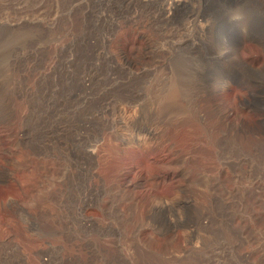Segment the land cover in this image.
<instances>
[{"label": "rangeland", "instance_id": "1", "mask_svg": "<svg viewBox=\"0 0 264 264\" xmlns=\"http://www.w3.org/2000/svg\"><path fill=\"white\" fill-rule=\"evenodd\" d=\"M261 147L264 0H0V264H264Z\"/></svg>", "mask_w": 264, "mask_h": 264}, {"label": "bare ground", "instance_id": "2", "mask_svg": "<svg viewBox=\"0 0 264 264\" xmlns=\"http://www.w3.org/2000/svg\"><path fill=\"white\" fill-rule=\"evenodd\" d=\"M173 4L175 5L176 3H174V2H173V3H170V2H169L168 8H167V7H166L165 9L162 8V9H164V10L161 11V12L158 11V10H159V9H158L157 12H160V13H159V14L156 13L157 16H158L159 18H161V19L168 18V17H169V14H170V13L172 12V10H173V7H172ZM162 9H161V10H162ZM172 13H173V12H172ZM156 14H155V15H156ZM153 16H154V15H153ZM156 18H157V17H156ZM161 19H160V20H161ZM162 21H163V20H162ZM167 34H168V33H167ZM164 37H165V36H164ZM129 64H130V63H129ZM69 72H70V71H69ZM88 73H89V72H88ZM83 76H84V75H83ZM83 81H85V80H83ZM213 85H214V86H215V85L217 86V88H216L215 90H218L219 88L223 87V86H222V82H219L218 80H216V81L214 82ZM205 91H206V90H205ZM213 92H214V91H213ZM203 96H205V97L207 98V100H206L207 102H206V103H208V102H209V98L212 96V88H211V86L208 87L207 92H206ZM211 107H212V106H211ZM211 107H210V108H211ZM216 111H217V112H216ZM207 113H208V112H207ZM201 114H202V113H201ZM208 114H209V113H208ZM208 114H207V115H208ZM210 114H215V115L217 116V118H216V116L213 117V118H214V119L216 118V120H217V119L222 120V119L224 118V116H226V113H224V112L221 110L220 105H218V104H217L216 107H215V111H213V112L210 111ZM210 114H209V115H210ZM204 115H205V114H203V116L201 115V117H205ZM221 116H222V117H221ZM203 119H204V118H203ZM204 120H205V119H204ZM222 121H223V120H222ZM222 121H221V122H222ZM217 122H218V121H217ZM221 122H220V123H221ZM224 122H225V121H224ZM224 122H223V123H224ZM218 123H219V122H218ZM221 125H222V124H221ZM226 125H227V123H226ZM220 127H221V126H220ZM231 127H232V126H231ZM217 128H218V127H217ZM229 128H230V127H229ZM218 129L222 130L223 128H222V129H221V128H218ZM227 129H228V127H227ZM151 130H152V129H151ZM220 130H218V131H220ZM149 131H150V130H149ZM223 131H224V130H222L221 132L223 133ZM229 131H231V130H228V132H229ZM232 131H233V130H232ZM235 131H238V130H235ZM150 132H151V131H150ZM228 132H227V133H228ZM233 132H234V131H233ZM152 133H153V132H151V135H152ZM224 133H226V132H224ZM235 133H237V132H235ZM139 134H141V133H139ZM153 134H154V133H153ZM228 134H229V133H228ZM230 134L234 135V133H230ZM224 135H225V134H224ZM224 135H223V137H224ZM121 136H122V135H121ZM124 136H125V135H124ZM124 136H123V137H120L121 140H122V142H123V144H124V143H127L128 139H129V137L126 138V137H124ZM228 137H230V136H228ZM231 137H232V136H231ZM120 138H119V140H120ZM132 138H133V137H132ZM132 138H131L132 141H134V142L136 141L137 143H142V142H144V140L146 139V136H144L143 133H142V135L135 136V137L133 138L134 140H133ZM224 138H225V137H224ZM218 139H219V138H218ZM129 141H130V140H129ZM256 149L258 150V148H256ZM261 150L264 151V149H263L262 147H261Z\"/></svg>", "mask_w": 264, "mask_h": 264}, {"label": "clouds", "instance_id": "3", "mask_svg": "<svg viewBox=\"0 0 264 264\" xmlns=\"http://www.w3.org/2000/svg\"><path fill=\"white\" fill-rule=\"evenodd\" d=\"M243 116H244L245 118H248V117L250 116V113H243Z\"/></svg>", "mask_w": 264, "mask_h": 264}]
</instances>
